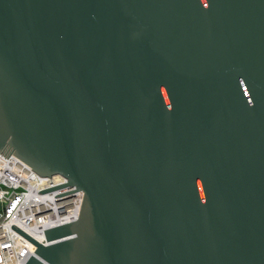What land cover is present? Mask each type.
<instances>
[{"label": "water", "instance_id": "obj_1", "mask_svg": "<svg viewBox=\"0 0 264 264\" xmlns=\"http://www.w3.org/2000/svg\"><path fill=\"white\" fill-rule=\"evenodd\" d=\"M0 155L83 193L27 264H264V0H0Z\"/></svg>", "mask_w": 264, "mask_h": 264}, {"label": "built area", "instance_id": "obj_2", "mask_svg": "<svg viewBox=\"0 0 264 264\" xmlns=\"http://www.w3.org/2000/svg\"><path fill=\"white\" fill-rule=\"evenodd\" d=\"M63 184H67V179L59 174L41 177L19 159L0 155V264H27L36 257V246L12 226L46 246V230L77 220L81 191L55 198L76 190L67 186L38 194Z\"/></svg>", "mask_w": 264, "mask_h": 264}]
</instances>
